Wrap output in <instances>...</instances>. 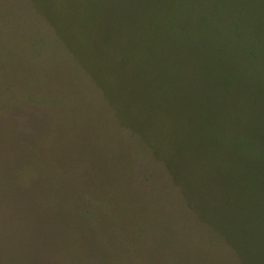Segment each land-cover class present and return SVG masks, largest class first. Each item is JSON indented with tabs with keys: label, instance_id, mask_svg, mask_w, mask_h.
Listing matches in <instances>:
<instances>
[{
	"label": "rangeland",
	"instance_id": "1",
	"mask_svg": "<svg viewBox=\"0 0 264 264\" xmlns=\"http://www.w3.org/2000/svg\"><path fill=\"white\" fill-rule=\"evenodd\" d=\"M244 7L241 0H0V264H241L172 178L221 183L233 159L254 152L238 140L264 127L253 105L210 122L206 108L219 105L213 93L158 87L154 78L160 26L219 25L230 11L240 19ZM127 59L150 69L147 83L133 87L136 106L126 100ZM251 76L243 77L249 86L263 78L257 70ZM98 83L119 95L117 105ZM115 107L123 120L134 114L159 148L169 142L180 150L151 151L118 124ZM246 167L248 204L264 211V179Z\"/></svg>",
	"mask_w": 264,
	"mask_h": 264
},
{
	"label": "trees",
	"instance_id": "2",
	"mask_svg": "<svg viewBox=\"0 0 264 264\" xmlns=\"http://www.w3.org/2000/svg\"><path fill=\"white\" fill-rule=\"evenodd\" d=\"M245 4H250V9L254 5L252 12L244 7L241 18L236 19L231 13L233 11H230L227 13L228 17L222 19L223 23L219 25L160 26L158 36L162 59L158 62L154 79L158 87L184 88L193 84L196 87L203 86V90L213 93L211 100H219V105L206 108V120L210 122L208 116L215 117L216 114L236 119L240 116V108L253 105L256 120L264 127V0H241V5ZM149 63L147 60L146 65L149 66ZM133 64L135 61L126 60V100L130 105L136 106L137 96L133 87L147 83L143 77H147L150 69L146 67L141 72L137 65ZM217 67L234 69L240 74L233 71L220 73ZM253 70H257L263 78H260V84L249 86L243 77L250 80ZM98 87L110 103L117 105L119 95H112L102 83H98ZM220 99L223 101L221 106ZM157 108L162 118L169 119L172 116L171 112L169 114L161 110L160 105ZM221 109L223 114L220 113ZM134 116L130 114L128 121L123 120V113L115 107L118 124L138 135L151 151L180 150L169 142L159 148L160 145L155 143L158 142L157 137L151 136L155 137L153 140L146 137L137 127L138 122L134 120ZM238 147H246L244 150L254 152L244 154L246 159L242 161L239 159L236 162L232 158L234 162L231 161L230 167H234V171L231 170L232 173L224 177L221 183L190 186L186 183V178H181L177 172L172 180L180 187L186 204L197 218L222 238L235 252L241 264H264V211L259 208L255 210L254 206L248 204L252 196L249 191L250 183L245 177L248 164L255 169L259 179H264V129L261 128L257 137L247 136L239 139ZM227 157L231 158V155ZM156 158L162 160L159 156ZM237 163L240 165V175H235L234 165ZM259 203L262 204L260 201Z\"/></svg>",
	"mask_w": 264,
	"mask_h": 264
}]
</instances>
